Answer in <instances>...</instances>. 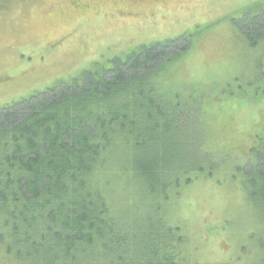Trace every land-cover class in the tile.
I'll return each mask as SVG.
<instances>
[{"label": "trees", "instance_id": "16d2710c", "mask_svg": "<svg viewBox=\"0 0 264 264\" xmlns=\"http://www.w3.org/2000/svg\"><path fill=\"white\" fill-rule=\"evenodd\" d=\"M248 15L243 33L264 48V5ZM191 48L188 35L143 45L0 108V248L9 264H191L158 209L134 214L107 188L124 173L145 196L166 195L180 175L213 169L198 150L190 154L192 114L158 83ZM221 151L264 157V147L237 142ZM246 177L250 200L264 209V164Z\"/></svg>", "mask_w": 264, "mask_h": 264}, {"label": "rangeland", "instance_id": "374dc122", "mask_svg": "<svg viewBox=\"0 0 264 264\" xmlns=\"http://www.w3.org/2000/svg\"><path fill=\"white\" fill-rule=\"evenodd\" d=\"M173 3L159 27L115 24L101 33L95 21L84 25L74 18L63 0H0V108L70 82L143 44L190 36L192 48L166 65L158 83L172 102H182L185 113L192 114L186 133L190 154L198 150L197 158L211 162L213 169L180 175L166 195L145 196L124 173L107 188L122 209L134 214L152 215L158 209V218L184 238L191 264H259L264 209L250 200L246 176L259 171L264 157L221 149L231 142L248 151L264 147V48L251 47L242 30L248 14L262 9L264 0ZM74 27L77 31H71ZM63 31L68 33L48 49ZM117 38L137 42L119 47L112 41ZM0 264H9L1 248Z\"/></svg>", "mask_w": 264, "mask_h": 264}, {"label": "flooded vegetation", "instance_id": "af4514ba", "mask_svg": "<svg viewBox=\"0 0 264 264\" xmlns=\"http://www.w3.org/2000/svg\"><path fill=\"white\" fill-rule=\"evenodd\" d=\"M63 2L65 9L70 12L74 18L79 19L81 23L83 22L84 25H87L91 21H95L101 33L115 24L122 26L130 24L132 26L138 25V27H159L160 23L158 21L160 18H163L162 13L174 4L173 0H63ZM71 31H77L76 27ZM109 31L113 32L114 29H110ZM66 33L68 32L63 31L59 37L49 41L47 44L48 49L51 48V45L54 43L57 45L60 41L59 39ZM112 41L114 45L126 48L131 44H136L137 38L130 40L126 38H117ZM151 44L152 43L147 44V46ZM131 54L132 53L129 52L128 55L124 57H115L113 60H110V62H114L117 59H128ZM248 156L251 155L249 154Z\"/></svg>", "mask_w": 264, "mask_h": 264}]
</instances>
